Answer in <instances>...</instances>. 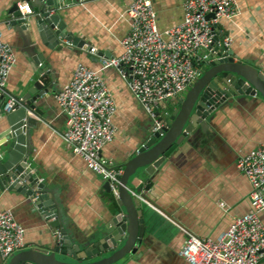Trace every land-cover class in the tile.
<instances>
[{"label": "crops", "instance_id": "obj_1", "mask_svg": "<svg viewBox=\"0 0 264 264\" xmlns=\"http://www.w3.org/2000/svg\"><path fill=\"white\" fill-rule=\"evenodd\" d=\"M14 1L0 0V32L16 56L6 91L19 100L36 79L37 68L46 67L53 76L44 84L45 89L49 85L52 88L36 102L39 113L29 114L31 121L26 125L25 136L31 172L49 192L48 212L54 210L59 214L61 226H51L52 220L30 196L9 190L8 185H0V209L11 211L23 227L24 249L53 246L60 227L73 238V243L83 244L111 220L115 200L105 190V182L86 167L82 158L66 150L61 138L65 119L54 94L69 81L77 63L93 69L99 66V60L89 56L86 49L93 47L107 58L120 55L119 42L128 31L125 10L131 0H64L51 13L61 15L66 33L80 40L85 48L64 44L54 50L45 48L37 34L20 33L11 25L8 11ZM184 1L151 0L159 31L181 22ZM235 3L238 14L231 21L222 20L219 27L232 40L229 50L235 60L264 73V0ZM29 50L42 54L40 67L34 64ZM101 76L116 106V133L102 148L101 156L123 166L148 139L151 121L114 69L101 71ZM1 103L0 100L3 162L2 134L7 123ZM175 105L166 103L156 111L160 117L163 113L168 116ZM263 143L264 99L240 95L221 104L202 127L195 128L187 140L169 152L154 175L152 188L143 191L148 202H144L141 243L133 255L118 264H189L179 255L188 234L215 239L234 218L249 210V183L236 170L235 161ZM25 186L30 190L36 188L28 183ZM260 219L264 225V216ZM6 263L7 260L0 259V264ZM258 264H264V259Z\"/></svg>", "mask_w": 264, "mask_h": 264}, {"label": "built area", "instance_id": "obj_2", "mask_svg": "<svg viewBox=\"0 0 264 264\" xmlns=\"http://www.w3.org/2000/svg\"><path fill=\"white\" fill-rule=\"evenodd\" d=\"M17 6L22 17L32 14L25 2ZM182 9L180 23L159 31L151 0H131L125 10L128 31L119 42L120 55L107 58L98 55L93 47L86 49L89 56L99 60V66L93 69L77 63L69 81L54 94L65 119L61 138L66 150L81 157L91 172L107 182L114 197L118 196L123 168L101 156L102 148L116 133L113 123L116 106L101 71L109 68L116 71L151 121L150 134H153L166 125L167 113L160 117L158 107L178 104L200 77L203 66L219 58L216 50L224 48L226 52L231 46V38L224 36L219 25L238 14L235 0H185ZM15 63L13 48L0 32V100L4 114L18 104L6 91ZM224 97L221 95L217 102ZM235 168L249 183L250 208L234 218L215 239L188 234L179 255L189 264H258L264 259V225L260 219L264 216V143L239 155ZM31 198L36 204L37 198ZM55 236L60 238L59 230ZM23 249V227L11 211L0 209V259L8 260Z\"/></svg>", "mask_w": 264, "mask_h": 264}, {"label": "water", "instance_id": "obj_3", "mask_svg": "<svg viewBox=\"0 0 264 264\" xmlns=\"http://www.w3.org/2000/svg\"><path fill=\"white\" fill-rule=\"evenodd\" d=\"M63 1L15 0L8 11L10 23L20 33L27 31L37 34L47 49L54 50L64 44L84 49L85 45L80 40L66 33V23L61 15L51 13ZM21 2L29 6L32 14L21 16L17 6ZM216 51L219 58L203 66L200 77L169 111L165 127L150 134L144 145L122 166L118 196L111 195L115 200L111 220L98 228L93 237L83 244L73 243V238L60 227V238H56V244L21 250L12 255L6 264H118L135 253L144 234L145 204L140 199L148 202L143 191L152 188L154 175L169 152L187 140L195 128L202 127L211 113L230 98L241 95L264 99V73L235 60L230 50L225 52L224 48H219ZM27 53L37 67L42 65V54L34 50ZM35 72L36 79L32 86L21 99H17L18 104L13 111L4 117L7 128L2 134L5 158L0 162V185H8L9 190L36 197V207L45 213L47 219L55 217L51 226L58 227L61 226L59 214L56 215L54 210L48 212L49 192L43 189L44 185L38 182L28 163L25 133L26 125L31 121L29 114L39 113L36 102L50 91L52 85L47 90L44 84L48 78L53 79L46 67L37 68ZM223 94L224 99L217 102ZM20 181L36 186L35 190L20 185ZM104 188L109 193L107 182ZM49 195L53 198L51 193Z\"/></svg>", "mask_w": 264, "mask_h": 264}]
</instances>
